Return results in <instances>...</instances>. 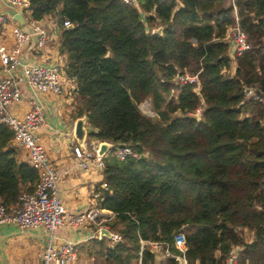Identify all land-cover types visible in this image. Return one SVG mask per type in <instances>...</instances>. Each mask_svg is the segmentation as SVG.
<instances>
[{
    "label": "trees",
    "instance_id": "16d2710c",
    "mask_svg": "<svg viewBox=\"0 0 264 264\" xmlns=\"http://www.w3.org/2000/svg\"><path fill=\"white\" fill-rule=\"evenodd\" d=\"M30 10L74 25L61 33L60 51L77 82L78 115L94 128L89 137L148 153L106 159L99 207L114 213L108 226L123 240L96 239L90 256L138 264L141 240L177 254L183 231L191 263L240 246L239 264H264V0H30ZM237 21L252 48L236 56L232 75L227 35ZM178 75H196L200 91ZM247 86L263 100L245 99ZM146 99L153 117L139 108ZM38 178L0 124V201L15 204ZM241 228L254 232L252 242Z\"/></svg>",
    "mask_w": 264,
    "mask_h": 264
},
{
    "label": "built area",
    "instance_id": "2783aa9c",
    "mask_svg": "<svg viewBox=\"0 0 264 264\" xmlns=\"http://www.w3.org/2000/svg\"><path fill=\"white\" fill-rule=\"evenodd\" d=\"M5 1L8 10H0V124L8 125L12 129L13 144L26 152L27 163L37 170L39 178L35 189L23 192L15 204L8 206L0 202V224H16L21 228L43 227L52 233L66 224L75 228L83 224H95L99 216L98 209L92 208L83 213L68 215V209L59 192L60 178L57 167L51 160L39 133L45 125L42 104L32 101L27 111L21 114L13 110V107L23 99L24 84L33 93L39 95L77 93V88L71 86L75 79L68 76L65 65L58 58L44 51L55 37L51 33L52 30L55 35L60 34L73 24L58 15L50 31L41 20L31 16L30 0ZM123 1L132 5L138 2V0ZM231 1L235 6V0ZM16 14L24 16L25 24L15 18ZM8 30L11 44L3 37ZM227 38L230 43L229 56L232 59L252 48L246 32L238 21L229 30ZM38 55L44 58V61L38 60ZM178 80L181 83H198L196 90L200 91V83L196 75H178ZM244 97L247 100H263L262 95L252 86L244 89ZM146 104L151 103L146 101ZM101 143L100 140L87 138L85 148L80 144L72 148L78 165L84 171H104L107 167L106 159L110 155L120 161L129 158L139 159L148 155L141 153L131 143H121L117 146L112 143L113 146L109 151L101 154ZM107 189V185L104 184L102 190L94 192L95 200L100 202L103 191ZM111 233L109 239L114 245L123 240L120 234L112 231ZM95 236L93 234L92 238ZM173 244L179 251L177 254L173 252V246L169 243L141 240L138 264H164L173 257L183 264H201L198 261L191 263L187 259L188 245L185 232L177 233ZM78 251V243L64 241L57 246L47 248L38 264H74L78 260ZM146 251L153 256L152 259L144 258ZM241 251L242 247L234 246L222 260L208 264H239ZM217 257L220 258L221 254L218 253Z\"/></svg>",
    "mask_w": 264,
    "mask_h": 264
},
{
    "label": "crops",
    "instance_id": "0c3cea01",
    "mask_svg": "<svg viewBox=\"0 0 264 264\" xmlns=\"http://www.w3.org/2000/svg\"><path fill=\"white\" fill-rule=\"evenodd\" d=\"M0 10H8L5 0H0ZM56 17L58 14L47 15L41 19L42 24L51 31ZM159 27L161 25L157 24L155 28ZM51 33L55 37L44 51L46 54L58 58L67 67L68 56L60 51L61 33L55 35L53 30ZM227 36H229V31ZM3 37L11 44L9 30ZM37 59L44 61V58L39 55ZM236 68V60L233 59L230 69L232 75L235 74ZM73 81L74 84L71 86L77 88L76 80ZM23 91L22 101L17 103L13 110L21 114L27 111L32 101L42 104L45 125L39 133L48 149L51 160L57 167L60 178L59 192L68 209V215L83 213L95 208L98 209L99 216L95 224H83L78 228L66 224L53 233L43 227L21 228L16 224H0V264H38L41 255L47 248L57 246L64 241L78 243V260L74 264H90V261L96 260L90 256L93 241L103 239L100 238L99 231L103 228H109L108 222L114 218V213L108 209L100 208L98 200L94 198V192L102 190L106 184L104 171H84L78 165V160L75 159L72 152V148L78 145L75 138L76 121L80 118L77 108V94L39 95L33 93L25 84ZM88 138L92 139L89 136ZM70 143L74 144L70 146ZM17 148L20 160L27 162L26 152L19 147ZM240 230L247 242L254 240L253 231L247 228ZM93 234L97 237L92 238Z\"/></svg>",
    "mask_w": 264,
    "mask_h": 264
},
{
    "label": "water",
    "instance_id": "95a60500",
    "mask_svg": "<svg viewBox=\"0 0 264 264\" xmlns=\"http://www.w3.org/2000/svg\"><path fill=\"white\" fill-rule=\"evenodd\" d=\"M15 18L17 20L20 21V23L25 24V18L22 14H16ZM74 25H71L69 28H73ZM163 32V27H159L154 29L153 33L157 34V33H162ZM151 106V105H150ZM150 113H154L152 111H150ZM88 122V118L86 115L80 117L77 121H76V126H75V138L78 142V144H80L83 148H85V142L89 136V134H91L94 131V128L91 127L89 124H87ZM113 146L112 143L107 142V141H102L101 143V154H106L109 149ZM100 236L103 237H108L111 238L112 233L110 231V229L108 228H103L101 229V234Z\"/></svg>",
    "mask_w": 264,
    "mask_h": 264
},
{
    "label": "rangeland",
    "instance_id": "374dc122",
    "mask_svg": "<svg viewBox=\"0 0 264 264\" xmlns=\"http://www.w3.org/2000/svg\"><path fill=\"white\" fill-rule=\"evenodd\" d=\"M156 29V28H155ZM175 95L177 94V92H175L174 93ZM146 101H149L150 102V99H146V100H144L142 103H140L139 104V108H140V110H142V112L144 113V114H146V115H149V116H151V117H153V116H155L156 114L155 113H150V111H152V109H151V106H149V105H151V104H148V106H149V110H148V108H146L145 107V104H146ZM151 103V102H150ZM153 112V111H152ZM74 143H70V146L71 145H73ZM240 230V229H239ZM240 233H242V231L240 230ZM246 235V234H245ZM246 237H247V235H246ZM112 245L114 246V244L112 243ZM90 264H111V263H106V261L104 260H102V259H96L95 261H90Z\"/></svg>",
    "mask_w": 264,
    "mask_h": 264
}]
</instances>
